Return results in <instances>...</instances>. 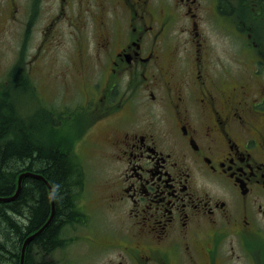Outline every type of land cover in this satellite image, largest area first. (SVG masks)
Here are the masks:
<instances>
[{
    "label": "flooded vegetation",
    "instance_id": "obj_1",
    "mask_svg": "<svg viewBox=\"0 0 264 264\" xmlns=\"http://www.w3.org/2000/svg\"><path fill=\"white\" fill-rule=\"evenodd\" d=\"M43 1V30L61 22L83 63L93 55L75 107H55L78 113L86 136L102 123L110 131L99 148L123 226L87 239L109 255L103 264H264V91L223 92L237 80L207 37L230 33L251 54L246 79L260 80L247 40L260 38L264 0ZM12 2L36 32V0Z\"/></svg>",
    "mask_w": 264,
    "mask_h": 264
},
{
    "label": "rangeland",
    "instance_id": "obj_2",
    "mask_svg": "<svg viewBox=\"0 0 264 264\" xmlns=\"http://www.w3.org/2000/svg\"><path fill=\"white\" fill-rule=\"evenodd\" d=\"M12 3V0H0V84L5 82L9 70L16 69L15 74L18 78L16 89L19 91L16 103L23 117H33L35 114L36 122L40 118V122L34 125L35 132L39 133L43 130L46 136L51 134L53 138L55 136L61 140L65 137L66 141L70 140L68 144L63 145L70 151L76 164V176L72 179L75 185L79 183V179L81 182L78 194L76 193L77 204L87 216L85 224L76 225L75 230V227L71 226L63 231L67 243L53 254L50 264H103L109 255H96V248L90 245L87 239H91L94 232H98L99 237H105L108 232L118 230L119 225L123 226L122 218L107 203L112 176V172L108 170L111 160L108 150L99 148L105 145L101 141L106 140L110 131L102 123L86 136L82 119L77 120L78 113L70 116L69 111L64 115L63 120L66 122L54 123L51 116L49 118V115H44V110L48 107L43 101L46 99L48 102L50 99L53 106L75 107L73 105L79 96L76 85L81 87L82 81L93 74L92 51H87L89 59L84 64L83 53L72 47L66 30L61 29V22H57L56 31L43 30L52 11L49 3L36 0L35 10L38 14L35 16V21L39 28L34 33L23 29V26L27 27L30 22L26 20L25 10L18 18L14 17ZM51 6L54 8L56 2H52ZM214 31L215 29L207 35L208 39L215 43L212 56L226 66L232 79L237 80L224 84L222 91L227 94L236 93L238 87L243 91H249L251 86L264 91V77L258 81L246 79L251 70L248 67L251 54L242 50L243 46L239 47V44H235L230 33L215 35L212 34ZM257 32L261 34L260 38L257 34L247 40L250 45L249 50L251 52L253 49L256 59L264 62L262 25ZM243 36L248 37L246 33ZM83 137L88 139V143L81 142ZM94 143L97 144L93 145ZM84 225L89 227L84 228ZM84 237L88 244L84 241ZM71 238H74L72 242ZM99 240L108 242L103 238ZM227 244L226 242L225 245ZM34 254L40 259L37 251ZM234 264H248V262L239 260Z\"/></svg>",
    "mask_w": 264,
    "mask_h": 264
},
{
    "label": "trees",
    "instance_id": "obj_3",
    "mask_svg": "<svg viewBox=\"0 0 264 264\" xmlns=\"http://www.w3.org/2000/svg\"><path fill=\"white\" fill-rule=\"evenodd\" d=\"M16 71L9 70L5 82L0 84V198L15 194L18 177L24 172L40 175L43 180L25 177L14 200L0 201V264H20L25 239L51 216L48 185L52 191L54 215L49 225L27 245L23 264H50L53 254L67 243L63 231L85 224L87 216L77 204L76 193L81 182L79 179L75 185L72 179L76 176V164L63 145L70 140L53 138L51 134L46 136L43 130L35 132L34 125L40 118L37 123L35 114L23 117L16 103L19 93ZM45 110L44 115L51 116L54 123L64 122L68 112L55 106ZM71 239L72 242L74 238Z\"/></svg>",
    "mask_w": 264,
    "mask_h": 264
},
{
    "label": "water",
    "instance_id": "obj_4",
    "mask_svg": "<svg viewBox=\"0 0 264 264\" xmlns=\"http://www.w3.org/2000/svg\"><path fill=\"white\" fill-rule=\"evenodd\" d=\"M25 177H34L36 179H39V180H43V178L40 176V175H36V174H33V173H29V172H24L22 174H20V176L18 177V181H17V190L15 192V194L12 196V197H9V198H0V201H12L16 198V196L18 195V192L20 190V187H21V181L23 178ZM48 190H49V195H50V200H51V207H52V212H51V216L48 218L47 222L39 229L37 230L36 232H34L33 234L29 235L23 245H22V248H21V258H20V264H23L24 262V255H25V250H26V247L27 245L35 238L37 237L48 225L49 223L51 222L52 218H53V215H54V204H53V199H52V191H51V188L50 186L48 185Z\"/></svg>",
    "mask_w": 264,
    "mask_h": 264
}]
</instances>
